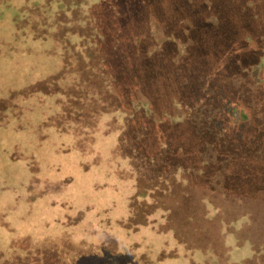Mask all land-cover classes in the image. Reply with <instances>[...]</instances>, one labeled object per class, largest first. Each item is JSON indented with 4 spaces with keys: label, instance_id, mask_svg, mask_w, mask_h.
Masks as SVG:
<instances>
[{
    "label": "rangeland",
    "instance_id": "rangeland-1",
    "mask_svg": "<svg viewBox=\"0 0 264 264\" xmlns=\"http://www.w3.org/2000/svg\"><path fill=\"white\" fill-rule=\"evenodd\" d=\"M100 1L77 0L85 5L76 11L69 9L67 17L85 20L86 11ZM147 1L149 19L158 17L156 33L163 40L166 57L169 55L165 62L177 59L173 65L164 60L154 63L158 79L142 89L144 99H152L160 110H168L171 99L185 89L176 84L172 87L167 80L169 76L180 80L187 65L195 67L197 75L198 71L212 74L218 80L237 72V65H261L257 69L259 104L256 110L248 105L249 99L242 104L252 123L234 120L226 125L222 120L213 131L208 129L211 138L207 141H214L211 149L218 153L217 162L207 167L201 164L205 159L199 158L204 174L192 176L186 187L164 201L170 211H161L164 219L156 216L163 222L160 229L173 227L187 248L202 252L209 248L222 255L226 246L246 245L251 256L237 260L264 264V137L255 135L264 119V0H211L207 6L196 1L190 5L188 0ZM61 2L0 0V99L34 88L33 95L14 99L22 114L8 115L0 125V264L14 259L24 264H30L31 259L33 264H191L180 249L178 256L168 255L174 248L171 233L155 232L150 225L133 232L120 224L128 218L134 177L147 181L163 178L159 169L167 156L165 148L152 157L137 151L135 142L143 139L145 131L140 129L134 138H126L128 119L123 113L115 114L121 126L118 129L116 122L108 123L114 116L100 118L90 153L76 149L70 134L43 125L57 109V96L41 94L38 84L61 65L52 20ZM131 9V15H139L138 5L131 4ZM42 18L46 22L39 24L47 36L37 39L32 24ZM48 18L52 20L49 24ZM247 80L251 82L250 77ZM202 101L207 100L202 97ZM215 103L220 109V100L214 99ZM140 106L137 103L132 108L137 111ZM177 112L184 113V109L180 112L178 107ZM221 113L228 115L222 108L215 113L218 119ZM203 128L196 131L184 124L153 133L156 139L179 149V160L191 165L196 149L193 142L200 141V135L195 134L206 135V125ZM240 145L250 146V153L234 156ZM208 148L203 146L200 152L205 154ZM224 158L229 159L227 163ZM122 171L132 178L124 177ZM79 212L84 216L76 224H68V218ZM162 253L165 258L159 259ZM114 254H118L115 259Z\"/></svg>",
    "mask_w": 264,
    "mask_h": 264
},
{
    "label": "trees",
    "instance_id": "trees-1",
    "mask_svg": "<svg viewBox=\"0 0 264 264\" xmlns=\"http://www.w3.org/2000/svg\"><path fill=\"white\" fill-rule=\"evenodd\" d=\"M188 1L190 5H193L195 1L200 6L211 4V0ZM76 2L77 0H62L52 19L56 29L54 39L61 51V65L53 76L47 77L38 84L41 94L57 96L56 113L50 116L43 125L54 127L58 133L70 134L74 138L76 149L90 153L94 151V134L100 118L108 114L110 117L114 116L115 118L110 119L108 123L116 122V129H118L121 126L115 114L123 113L128 119L124 134L126 138H134L140 129L145 131L143 139L135 142L137 151L152 157L165 148L167 156L159 169L163 178L147 181L144 177H134V194L128 199V218L120 222L122 227L137 232L139 228L150 225L155 232L171 233L174 248L168 255L178 256L180 249L184 256L189 257L191 264H221V261L223 264H242V261L237 259L251 256L246 245L238 247L235 243L232 246H226L224 253L222 252L224 256L212 253L214 250L209 248L205 252L197 248H187L188 244L177 238V231L173 227L165 231L160 229L163 222L157 221L156 216L164 219L162 213L166 214L170 211L164 207V201L186 187L192 176L199 177L204 174L199 158L202 161L205 159L206 162H201V164L207 167L217 162L218 153L211 149L214 141H207V137L211 138L208 129H214V125L221 123L222 120L226 121V125L235 122L234 120L245 125L252 123L243 112L244 105L242 104L248 102L249 99L248 105L254 110H256V104H259L260 78L257 69L261 65L256 67L237 65L239 66L237 72L226 74L220 80L212 74H201L199 71L197 75L195 67L187 65L186 74H178L180 80H175L172 76L168 77L167 81L172 87L176 84L177 87L185 86V89L180 92V96L176 95L171 99L168 110L162 111L151 101L152 99L148 100L147 96L144 99L142 93L143 88L154 84V81L158 79L159 74L157 67L153 66L154 63L158 64L163 60L165 62L169 56L166 57L163 44L161 45L163 40L156 33L158 32L156 26L158 17L149 19L151 16L147 12L148 1L138 0L135 4L136 0H101L97 5H93L90 12L86 11V19L81 21L78 17H67L69 9L74 8L76 11L85 5L84 2L79 4ZM131 4L138 5V16L131 15L133 12ZM134 18L137 20L134 21ZM52 20L48 18V24ZM40 21L46 22V19L42 18L38 23L35 24L34 21L32 24L37 39L47 36L46 30L40 27ZM215 22H218L216 17ZM49 27L52 25L50 24ZM161 49L163 53L158 51ZM145 54H149L148 57H145ZM159 54H164V56L161 57ZM174 60H177L176 57ZM175 61L168 60L165 63L173 65ZM249 77L251 82L247 80ZM33 90L32 85L24 91L12 92L8 98L0 99V125L6 123L8 115L19 117L22 114L17 100L14 99L18 95L23 98L31 96ZM211 96L215 98L211 99ZM202 97L207 101H202ZM214 99L220 100V109L216 103L214 104ZM137 103H141V106L135 111L132 106ZM170 106L177 107L176 111ZM178 107H180V112L182 107L184 113L177 112ZM222 108L227 109L228 115L221 113L218 119L215 113L218 114ZM261 120L255 135L264 137V119ZM184 124L185 127L190 126L196 131H203L205 125L207 129L206 135H203V132L195 134V137L200 135V141L193 142L196 144V149L191 165H186L179 160L182 156L179 149L169 143L161 142L154 135L157 130L161 131ZM107 128L110 129V125ZM150 133H153L151 137ZM203 146H210L205 154L200 152ZM250 150V146L240 145L239 151L237 150L233 155L248 154ZM228 160L224 158L222 161L227 163ZM121 174L132 178L123 171ZM220 189L221 187L218 190ZM83 216L84 212H79L75 218H68L67 223L76 224ZM232 239L225 238L226 241ZM109 242L112 247L115 246L114 240L109 239ZM226 244L225 242L224 247ZM253 254L258 258L255 252ZM117 256L118 254H114L113 258ZM227 257H229L228 260H226ZM163 258H165L164 253L159 256V259ZM30 261V264H33V259ZM5 264L24 263L14 259L13 262L9 261Z\"/></svg>",
    "mask_w": 264,
    "mask_h": 264
}]
</instances>
